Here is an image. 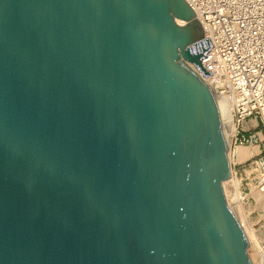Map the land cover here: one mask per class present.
<instances>
[{"label":"water","instance_id":"water-1","mask_svg":"<svg viewBox=\"0 0 264 264\" xmlns=\"http://www.w3.org/2000/svg\"><path fill=\"white\" fill-rule=\"evenodd\" d=\"M202 38L185 0H0V264H253Z\"/></svg>","mask_w":264,"mask_h":264},{"label":"built area","instance_id":"built-area-1","mask_svg":"<svg viewBox=\"0 0 264 264\" xmlns=\"http://www.w3.org/2000/svg\"><path fill=\"white\" fill-rule=\"evenodd\" d=\"M185 1L201 24V40L212 45L200 64L190 65L232 116V147L258 146L241 165L248 170L247 185L264 194V0ZM259 124L262 131L245 136Z\"/></svg>","mask_w":264,"mask_h":264},{"label":"rangeland","instance_id":"rangeland-1","mask_svg":"<svg viewBox=\"0 0 264 264\" xmlns=\"http://www.w3.org/2000/svg\"><path fill=\"white\" fill-rule=\"evenodd\" d=\"M260 131H262V127L259 124L256 130H251L245 133V136L246 137L253 136L255 133H259ZM241 134L242 133L239 130L238 138L241 136ZM236 147H238V142L234 144V147H232V144H230V147H228V150L230 152L233 151L231 157L232 158L231 167H232V172L234 174L233 184L235 186V191L233 193L235 196V201L238 200V204L241 203V208L244 215V221L246 222V224H248L247 225L248 227L250 225V228L252 229L253 234L256 237V241H255L256 247H254L253 245V247H251V250L249 252L250 259L253 262V264H264V210L261 208L259 202L256 201L257 199L255 198V196H253L252 194L253 189L255 188L247 185L248 170L245 169L244 166L241 165L242 162H239L237 160V157H235L236 154L234 153V151L236 150L235 149ZM248 147H256V146L251 145ZM237 180L240 181L239 182L240 184L236 187ZM225 186L229 192L231 189H233L232 185L227 186L226 184Z\"/></svg>","mask_w":264,"mask_h":264},{"label":"bare ground","instance_id":"bare-ground-1","mask_svg":"<svg viewBox=\"0 0 264 264\" xmlns=\"http://www.w3.org/2000/svg\"><path fill=\"white\" fill-rule=\"evenodd\" d=\"M178 23L184 24L183 22H180V21ZM217 104H218L219 113L221 116V123L223 121L222 130H223V134H224L226 146H227V158H228L229 164L231 166V159H232L231 157H232L233 151L230 152L228 150V147H230V144H232V142H233V138L236 134V130H237L236 128L237 127H234L236 125L233 122L232 116L226 111V108H224V106L222 104H220L219 102H217ZM256 147L239 146V147L235 148L236 149L234 151V153L236 154L235 157H237V160L239 162H243L246 159H248V158H250V157H252L258 153V146H256ZM233 181H234V174L232 172V167H231L229 180L223 184V189L225 192V197H226L227 203L231 206V208L234 210V212L236 211L235 215L237 216V219L243 228V231L245 233L247 243H248V248H249L248 254H249L251 247H253V245H254V247H256V245H255L256 237L254 236L253 231L250 228V225L248 227L247 226L248 224H246V222L244 221V215H243V211L241 208V203L238 204V200L235 201V196L233 193L235 191V186L233 184ZM239 182H240L239 180L236 181V187L240 184ZM226 184H227V186L229 184L232 185L233 189H231L230 192L226 189V186H225ZM252 194H253V196H255V198L257 199V200L255 199V200L259 202V204L261 205V208L264 210V195H262V193H260L259 191H256V189H253Z\"/></svg>","mask_w":264,"mask_h":264}]
</instances>
